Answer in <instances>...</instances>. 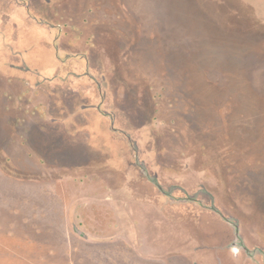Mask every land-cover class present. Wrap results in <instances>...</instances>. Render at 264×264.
I'll return each mask as SVG.
<instances>
[{
  "label": "rangeland",
  "instance_id": "374dc122",
  "mask_svg": "<svg viewBox=\"0 0 264 264\" xmlns=\"http://www.w3.org/2000/svg\"><path fill=\"white\" fill-rule=\"evenodd\" d=\"M21 3L0 21V264H70L74 227L127 211L162 213L135 221L162 223L138 232L163 255L218 246L213 208L264 252V0Z\"/></svg>",
  "mask_w": 264,
  "mask_h": 264
},
{
  "label": "crops",
  "instance_id": "0c3cea01",
  "mask_svg": "<svg viewBox=\"0 0 264 264\" xmlns=\"http://www.w3.org/2000/svg\"><path fill=\"white\" fill-rule=\"evenodd\" d=\"M18 11L22 12L27 10L22 4L16 3V7L13 8V12L8 14V16L0 14V21L3 20L10 22V15L12 13H18ZM52 38L54 39V37ZM12 53L21 52L16 51ZM54 53H58L55 48ZM60 65H62V63ZM46 100H48V98ZM161 214L162 213L156 212L141 213L138 211L137 213L134 211H127L124 213L123 220L121 221L123 224L119 225L121 227H119V230L115 232L111 231V227L96 225L95 221H91V223L88 225V228L84 230L74 227L75 233H68V231L66 232L67 228L64 227V239L66 240V243L67 235L71 236L70 233H73L76 234L75 238H80L85 242V248L80 249L75 247L74 249H69L70 247L66 246H62L61 248L66 251L67 259L69 257L68 260L70 261V264H101L98 261L100 258V253L108 256L110 255L107 257V264H179V262L185 264H219L217 263L214 254L208 251L194 250L193 252L184 251L180 253L178 248H176L174 252L171 251L163 255V253L158 250L161 245L160 241L154 239L153 242L155 244L153 245L149 236L152 235L150 232H138L139 228L148 229L152 228L155 224H157V227H161L162 223L155 220H149V224L143 222V226H140L136 223V219L139 217H145L146 215H149V218H152L151 216L156 218V216ZM66 217L68 218L67 213L64 217V226L66 224ZM144 225L147 227H144ZM68 249L70 250L69 253H67ZM112 250H121V254L120 252L118 253V257L120 255L118 260H121V262H115L116 258L113 253H111ZM123 251L125 254H123ZM236 256H238L236 251H232L230 253L231 260L229 261L231 264H236Z\"/></svg>",
  "mask_w": 264,
  "mask_h": 264
},
{
  "label": "flooded vegetation",
  "instance_id": "af4514ba",
  "mask_svg": "<svg viewBox=\"0 0 264 264\" xmlns=\"http://www.w3.org/2000/svg\"><path fill=\"white\" fill-rule=\"evenodd\" d=\"M16 3L18 4H22L25 9H28V3H21V0H16ZM29 10V9H28ZM27 10V11H28ZM40 22V21H39ZM42 23V22H40ZM42 24H46V23H42ZM57 51V49H56ZM58 52V51H57ZM62 65L64 66V63L61 60ZM24 67H26V70H29L26 65H22ZM17 68H21L20 66H16ZM58 75H60L59 72L55 73V77H53L54 79H57V77H59ZM57 76V77H56ZM46 78V77H45ZM60 78V77H59ZM48 79H52V77L48 78ZM98 110H100V108H98ZM129 165H135L137 167L136 163H131L129 162ZM140 165V164H139ZM143 172V176L163 195L166 196H171V193H166L165 190L163 189L161 183L159 182L158 178L155 177H150L147 175L146 171L142 168L141 170ZM211 212H209L210 214H214V223L216 224V227H222L224 229H226L227 231H229L230 233H221L223 230L219 231V233H221L220 235H224V237L219 240V245L218 246H214V247H203V248H199L198 251L202 250V251H209L212 252L216 258L217 263L222 264L221 260L222 258L220 256H222L221 252L224 253H228L230 255V253L232 251H236L238 256H236L237 258L235 259L236 261H242L243 258H241V254L245 255V259L248 261V263L253 262L256 264H264V259L259 262L257 260L254 259V256L257 252L263 253L262 249H251L249 247L246 246L245 242H244V238L242 237L240 230H239V226L236 223L231 222L223 213H221L219 210L217 209H211ZM232 227V228H231ZM209 249V250H208ZM221 253V255H220ZM238 262V263H239ZM237 264V263H236Z\"/></svg>",
  "mask_w": 264,
  "mask_h": 264
}]
</instances>
